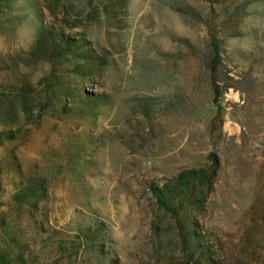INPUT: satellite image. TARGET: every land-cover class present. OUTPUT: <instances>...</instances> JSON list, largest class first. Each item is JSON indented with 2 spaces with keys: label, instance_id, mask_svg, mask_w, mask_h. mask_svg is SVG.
<instances>
[{
  "label": "rangeland",
  "instance_id": "rangeland-1",
  "mask_svg": "<svg viewBox=\"0 0 264 264\" xmlns=\"http://www.w3.org/2000/svg\"><path fill=\"white\" fill-rule=\"evenodd\" d=\"M0 93L19 121L0 118L3 253L206 264L193 232L210 264H264V0H0ZM210 153L214 190L179 227L149 187ZM17 167L48 180L35 208L12 201Z\"/></svg>",
  "mask_w": 264,
  "mask_h": 264
},
{
  "label": "trees",
  "instance_id": "trees-1",
  "mask_svg": "<svg viewBox=\"0 0 264 264\" xmlns=\"http://www.w3.org/2000/svg\"><path fill=\"white\" fill-rule=\"evenodd\" d=\"M211 45L213 50L211 70H214L218 64L219 46L215 41H212ZM212 91L215 102H217L216 99L220 97V92L214 83L212 84ZM4 99H7L6 96L0 93V118L3 117L4 119L10 120L16 125L19 121L15 112L9 113L11 111V106H7L6 104L8 110L1 106ZM25 107L26 105L22 103V113L26 115ZM14 131L15 130L11 128L6 131L0 130V141L4 137L9 139ZM219 165L218 157L210 153L207 155V163L204 167L181 170L172 178L165 180L162 185L151 184L149 187L150 193L156 199L159 208L170 214L178 223V226L181 227L184 213L189 210L193 213H198L201 207L200 203L205 202L207 197L213 192ZM17 173L20 178V184L12 196V201L15 204L35 208L39 203L47 199L49 183L46 178L36 175L24 176L20 168H18ZM94 233V231L87 229L83 234V243L88 244V242H92ZM184 245L186 247V252L192 260L197 259L199 263L200 260H203L206 264L211 263V260H208V256H206L203 248L199 246V238L195 236V233L188 232L185 235ZM12 256L10 252L3 253L0 249V264H10V257ZM13 261L14 264H22V258L17 255H15V258L13 256Z\"/></svg>",
  "mask_w": 264,
  "mask_h": 264
}]
</instances>
